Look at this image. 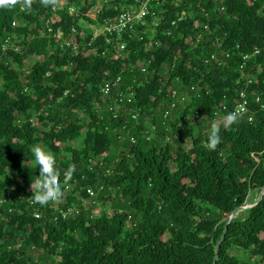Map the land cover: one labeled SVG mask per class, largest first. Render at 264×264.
<instances>
[{
    "label": "trees",
    "instance_id": "obj_1",
    "mask_svg": "<svg viewBox=\"0 0 264 264\" xmlns=\"http://www.w3.org/2000/svg\"><path fill=\"white\" fill-rule=\"evenodd\" d=\"M140 1L0 0V264H264V0H154L95 34ZM34 146L73 187L42 207Z\"/></svg>",
    "mask_w": 264,
    "mask_h": 264
},
{
    "label": "clouds",
    "instance_id": "obj_2",
    "mask_svg": "<svg viewBox=\"0 0 264 264\" xmlns=\"http://www.w3.org/2000/svg\"><path fill=\"white\" fill-rule=\"evenodd\" d=\"M236 111H229L225 114V121L230 124L236 121ZM221 136L215 123L212 124L205 143L209 149H214L220 142ZM32 166L38 171L30 180V201L37 206H44L50 201H57L61 198L63 189L61 187L60 174L56 170L52 155L47 150L34 146L32 149ZM32 167V168H33ZM66 172V175H70Z\"/></svg>",
    "mask_w": 264,
    "mask_h": 264
},
{
    "label": "built area",
    "instance_id": "obj_3",
    "mask_svg": "<svg viewBox=\"0 0 264 264\" xmlns=\"http://www.w3.org/2000/svg\"><path fill=\"white\" fill-rule=\"evenodd\" d=\"M62 0H51L52 4V9H55V7L57 6L58 2H60ZM151 1H154V0H141L139 2V5H138V10L135 11V12H132V11H123L119 14V16L117 17V19L113 22H107L105 24H103L102 26H99L95 29V34H112V33H120L122 31H124L125 29H131L134 24L138 23L139 21L143 20V17L145 16V14L147 13L148 11V5ZM69 13L74 15L76 14V9L73 7V6H70L69 9H68ZM91 16H93V14H90ZM15 22H13L14 24ZM72 33H76L75 31V28H72L71 29ZM69 40H63L62 43H65V44H71L72 46V49H76L77 46H78V43L76 41H70L68 42ZM7 39L5 40V42L2 44V49H5L6 46H7ZM12 49L16 52L19 50V47L17 45L15 46H12ZM119 49L122 50L124 49V45L121 44L119 45ZM35 59H39V57L37 56H31L29 57L27 60H26V64L29 65L30 62L34 61ZM119 81H120V77L117 76L114 80L110 81V82H105L103 87H102V90L103 92L106 94L108 92H110L112 89H118L119 87ZM172 95L175 96V92L173 91L172 92ZM133 94H130L129 96H127L126 98V101L129 102L132 98ZM124 95L122 93H119V97L117 98L116 101L118 102H122L124 100ZM240 102L239 104L237 105V107L235 108V110L233 111H236L237 114H240V113H243L245 111H247V104H248V101L247 99L245 98V93L244 92H240ZM137 115L134 114L133 117L135 118ZM132 141H134V138H131ZM73 189L72 185L71 184H68L66 183L64 186H63V191L66 193V192H69ZM86 192L92 196L94 195V192L91 188H87L86 189ZM0 202H2V199L0 198ZM30 204H33L31 201H30ZM71 210V208L69 209V211ZM65 214H63L64 216ZM34 216L35 217H39V213L36 211L34 212Z\"/></svg>",
    "mask_w": 264,
    "mask_h": 264
},
{
    "label": "rangeland",
    "instance_id": "obj_4",
    "mask_svg": "<svg viewBox=\"0 0 264 264\" xmlns=\"http://www.w3.org/2000/svg\"><path fill=\"white\" fill-rule=\"evenodd\" d=\"M86 206H88V204H85ZM98 206L100 207V203L99 204H97V205H95V210L97 211L98 210ZM247 206H249V205H247ZM31 255H35V252H31L30 253Z\"/></svg>",
    "mask_w": 264,
    "mask_h": 264
},
{
    "label": "water",
    "instance_id": "obj_5",
    "mask_svg": "<svg viewBox=\"0 0 264 264\" xmlns=\"http://www.w3.org/2000/svg\"><path fill=\"white\" fill-rule=\"evenodd\" d=\"M247 205H248V204L244 205L243 207H247ZM231 216H232V214H230V215L227 217V221H226V222L229 221V219H230ZM217 246H218V244H217Z\"/></svg>",
    "mask_w": 264,
    "mask_h": 264
}]
</instances>
